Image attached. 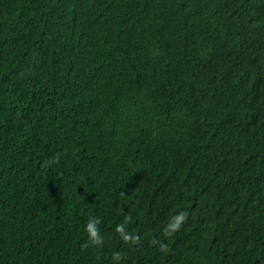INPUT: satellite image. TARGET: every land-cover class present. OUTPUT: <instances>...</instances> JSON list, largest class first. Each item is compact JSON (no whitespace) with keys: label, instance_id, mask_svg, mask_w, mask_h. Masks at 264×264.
<instances>
[{"label":"trees","instance_id":"obj_1","mask_svg":"<svg viewBox=\"0 0 264 264\" xmlns=\"http://www.w3.org/2000/svg\"><path fill=\"white\" fill-rule=\"evenodd\" d=\"M0 264H264V0H0Z\"/></svg>","mask_w":264,"mask_h":264},{"label":"clouds","instance_id":"obj_2","mask_svg":"<svg viewBox=\"0 0 264 264\" xmlns=\"http://www.w3.org/2000/svg\"><path fill=\"white\" fill-rule=\"evenodd\" d=\"M130 219V217L128 218ZM186 219V213H179L172 218V220L168 224V232L169 234L174 233L179 230L181 224ZM100 223L99 220H90L86 226V232L88 235V242L82 245L83 249H86L91 246H101L103 245V237L100 235L97 225ZM116 233L120 234L121 239L125 242L130 240L129 235L125 232L123 225H118L115 229ZM121 257L117 253L114 255V259L119 260Z\"/></svg>","mask_w":264,"mask_h":264}]
</instances>
